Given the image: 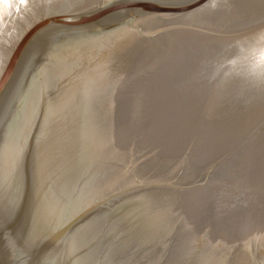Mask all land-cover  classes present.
Returning a JSON list of instances; mask_svg holds the SVG:
<instances>
[{"label":"water","instance_id":"95a60500","mask_svg":"<svg viewBox=\"0 0 264 264\" xmlns=\"http://www.w3.org/2000/svg\"><path fill=\"white\" fill-rule=\"evenodd\" d=\"M0 264H264V0H0Z\"/></svg>","mask_w":264,"mask_h":264}]
</instances>
